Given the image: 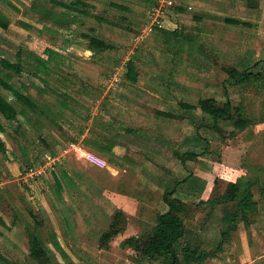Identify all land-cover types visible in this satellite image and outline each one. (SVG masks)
<instances>
[{"label": "rangeland", "instance_id": "374dc122", "mask_svg": "<svg viewBox=\"0 0 264 264\" xmlns=\"http://www.w3.org/2000/svg\"><path fill=\"white\" fill-rule=\"evenodd\" d=\"M73 1L9 0L7 4L0 0V15L8 22L3 26L0 21V56L15 61L21 49L23 67L21 77L1 68L0 74L17 85L22 80L36 102L31 110L13 100L18 112L15 120L0 115V264H139V254L121 251L119 241L111 244L114 239L106 232L129 226L142 231L138 239L150 236L157 213L167 207L162 195L175 180L184 182L176 190L191 196L182 200L179 213L185 232L175 245L177 264L250 260L264 264V200L258 185L251 189L259 201V220L247 225L237 222L226 244L217 250L222 229L229 227L222 216L232 207L219 203L225 184L218 176L232 173L226 167H248L258 169L259 181L264 183V82L231 86L224 82V68L263 60L254 72L264 70L261 48L218 42L224 21L211 18L201 25L199 18L188 13L173 19L168 4L162 7V21L164 25L175 22L178 36L164 35L153 26L147 33L144 27L151 24V9L159 0H81L87 6L77 8L85 12L62 6ZM226 24V29H234ZM84 35L104 39L111 48L86 56L88 37ZM137 36L141 38L135 43ZM47 48L60 53L62 63L45 84L33 76L27 54L46 57ZM128 53L136 66L134 82L125 77L127 67L120 68ZM115 74L119 79L111 85ZM225 91L253 119L250 127L234 131L222 121L218 125L224 133L207 127L211 119L200 111L198 101L212 97L222 102ZM180 102L195 107L186 108ZM159 110L169 116L156 114ZM133 128L145 129L148 151L124 147L116 150V160L129 155L132 163H141L139 167L125 171L84 159L85 138L124 144L122 133ZM127 137L137 142L132 135ZM198 137L201 141L196 143ZM204 139L211 152L186 155L200 152ZM156 149L160 155L153 153ZM176 153H184L183 165ZM97 156L106 163L111 159L108 152ZM51 158L53 167L47 165ZM146 160L168 167L147 165ZM29 168L43 172L25 178L24 170ZM207 171V177H216L205 190L213 203L197 200L205 189L199 177ZM54 176L61 184L59 191ZM84 237L90 242L85 251L77 247ZM59 243L69 250H57ZM201 252L215 255L202 262L190 260ZM128 255L136 261L127 260ZM143 260L144 264L162 263L159 258Z\"/></svg>", "mask_w": 264, "mask_h": 264}, {"label": "trees", "instance_id": "16d2710c", "mask_svg": "<svg viewBox=\"0 0 264 264\" xmlns=\"http://www.w3.org/2000/svg\"><path fill=\"white\" fill-rule=\"evenodd\" d=\"M1 1L7 4L9 3V0ZM146 1L150 2L149 0ZM79 5L87 6L81 0H74L72 3L68 5L63 4L62 6L66 8H75L74 10L78 12H85L77 8ZM0 21L3 26H6L8 24L7 20L4 19L1 15ZM161 32H163V34L165 35H173V37L178 36L177 31L161 30ZM85 37H88L87 47L93 52V54L111 48L108 42L104 39H98L94 36ZM21 53V49H18L16 51L17 59L15 61H10L5 57L0 56V68L12 73L17 77H21L23 71V67L19 61ZM44 54L46 55V57H42L35 53L29 52L27 54V64L32 69L33 76L37 77L43 83L47 84L46 78L56 73V67L62 63V57L60 53L51 48L45 49ZM133 62L134 61L132 58L127 61V72L125 74V77L129 81L134 82L137 79V72L136 66ZM261 62H263V60H258L256 62L251 63L244 62L241 66L230 65L225 67L224 71L226 73V77L224 79V82L231 86L244 85L250 81L260 82L258 80H263L264 82V70L254 72V69H258V66L261 65ZM19 82V85L11 83L0 74V115L8 121L15 120L17 118L18 112L15 108L13 100H17L23 103L31 110L34 108V104H36L33 96L27 92L28 85H26L22 80H19ZM37 104L40 105V103L38 102ZM181 104L183 106H186V108L195 107L192 104ZM197 106L199 107L202 113L207 114L211 119V123L207 125V127L210 129H214L217 132H223V129L218 125L219 121L230 123L234 128V131H240L242 129L248 128L250 125L253 124V119H251L250 116L246 115L242 104L239 106L234 105L230 98L227 96V94L224 101L222 102L212 97L202 98L198 101ZM46 110L47 112L52 114L49 108H46ZM24 115L26 116V118L28 117L27 114ZM52 117H54V115H52ZM28 119L30 118L28 117ZM0 129H3L1 125ZM195 141L196 143L201 141V137L195 138ZM204 142L205 146H203L200 152L196 153L194 151H187L186 155L189 154L193 157V155L198 156L200 154L211 152L209 141L204 139ZM83 143L86 146L96 148L98 150H111V146L107 145L105 143V140L103 141L96 137L85 138L83 140ZM0 150H3V143L1 141ZM183 154L184 153H176L181 164H184ZM62 175L64 174L62 173ZM54 179L55 186L59 191L61 189V184L55 176ZM180 181H176L171 189L165 190V192L163 193L162 200L167 205V210L161 213H157L156 227L151 233V235L149 236V234H147L141 239H138L139 237L130 236L121 242L123 246L128 245L132 247L138 252L137 254H139V256L143 258H159L162 262L161 264H177L178 251L176 250L175 245L177 241H179V239L183 237L185 232L184 222L179 215V213L183 211V201L181 198L173 197V194L176 190V186ZM251 187V184H245L242 182V179H237L235 182H229L225 187L224 191L219 194V203L232 204V207L231 209L225 211V214L222 217L223 222H226L227 224L229 223V227H225L224 229H222L221 239L217 245V250H219L221 246H223V244L226 242L229 233L236 229L237 222L243 221L244 224L247 225L252 220L251 218H253V215L256 210V203L252 198L253 193L251 191ZM260 195L264 196V189H261V187ZM212 200L213 199L210 198L206 201H203V203H213ZM120 231H122V229L115 231L111 230L107 231L106 234H110V236L113 237ZM106 234H103V236H105ZM35 247L38 250L37 243H35ZM182 248L183 251L187 250V248L185 247ZM214 255L215 254L211 252H201L200 254H193V256H189L191 257L190 260L192 261L202 262L205 258L214 257ZM186 258L188 257L186 256Z\"/></svg>", "mask_w": 264, "mask_h": 264}, {"label": "crops", "instance_id": "0c3cea01", "mask_svg": "<svg viewBox=\"0 0 264 264\" xmlns=\"http://www.w3.org/2000/svg\"><path fill=\"white\" fill-rule=\"evenodd\" d=\"M169 6H170V8L172 7V9H173V11H172L173 16H174L173 19H175L179 16H183L184 13L185 14L186 13L193 14V17H195L196 19L199 18L198 20H199V23H201V25L204 24L205 20H209L211 18L221 19L222 21H224V25H223L224 30L218 32V34H217L218 42L225 43V44L226 43L227 44L233 43V47L243 46L246 43H249L252 47L253 46L254 47L259 46V48H261V52L263 54L262 57L264 58V47L261 46L262 44L264 45V37H261V36H264V0H170ZM162 15H163V13H162ZM225 23H227L226 25H229V26H231V28L233 27L234 29H226ZM169 26H171L172 29ZM144 28L147 30V33L151 29H154V28L157 30L177 31L176 29L173 30V28H176L175 22H172L170 20L168 23H166L165 25L163 24V26L159 27V28L158 27H154V28L151 27L150 28L148 26H145ZM245 30H247V31H245ZM161 33L163 34V32H161ZM171 36H173V35H171ZM210 36H211V34H210ZM248 37L250 39L246 40V38H248ZM140 38L141 37L139 36V38L137 40L134 39L135 43L138 42L140 40ZM262 49H263V51H262ZM83 54H85L86 56H92L93 52L91 50H89L87 47V48H84ZM131 58L132 57L131 56L129 57V53H128L125 60L122 62L120 68L122 69L124 66H126L127 61H129ZM242 59H244V58H242ZM156 114L161 115V116H169L167 113H165V112L162 113V111H160V110L156 111ZM128 131H129V132H127L128 134L122 133V135L125 136L124 141H122L124 144H116L114 142L111 143L106 139L105 143L107 145L111 146L110 151L98 150L96 148H92V147L87 146L88 152H91L93 154L96 153L95 155L98 154L100 156H105V152H108L109 157H111V159H108L107 163L103 159L106 167H113V169L115 167H124L125 171H128V167H139V164H141V163H132V159H130L128 157L129 155H127V156H124L125 154L120 155V157H121L120 161L116 160L119 156V154L117 153L116 150H119V149L123 150V149H125L124 147L133 148L134 150L144 149L145 151H148V139H147V136L143 135V132L145 131V129L133 128V129H128ZM128 135H132V137L135 138L134 141H137V142H131V139L129 140V137H127ZM96 138H98V137H96ZM157 149L153 150V153H157L160 155L159 150H157ZM145 159H147V158H145ZM203 159H204V157H203ZM119 162H121L122 165ZM131 163H132V165H131ZM145 163L147 165L152 164L154 167H168V164H166V165L163 164V166H162V163H159V161H157V160H155L154 162H149L146 160ZM240 168L243 169L244 171H241V170L239 171ZM212 169H214V168H212ZM225 169H227L228 172L232 171V173H230V174L224 173L223 174L224 177L218 176V179L220 181L224 182L225 187L227 186V184L229 182H235L237 179H239V180L242 179V182L245 184L249 183L252 185V187H253V185H258L259 187H261V189H264V183L259 181L260 180L259 174H257L258 169H249L248 167H239L238 169H236L235 167H226ZM253 171H254V175L250 174ZM208 173H209V171L202 173V176L198 175V176H200L199 178L202 179L201 183L203 185H205V189L202 192L203 195L200 197V199L197 198V200L206 201V200L210 199V198H207L205 196V190L210 188L211 183L213 185V181L216 177L212 180L211 178L207 177ZM220 174H222V173L220 172ZM225 174L228 176V178H226ZM189 178H190V175L189 176L187 175L186 180H190ZM176 181H179V180H175L173 183H171L172 184L171 187L174 186ZM183 183H181V182L178 183L176 186V189H178L180 187V185ZM163 187H165V188L168 187V183L163 185ZM225 187H224V189H225ZM251 191H252V189H251ZM173 196H178L182 200H185L184 199L185 197H191L187 193H182L179 190H175ZM260 197H261V200H264V196H260ZM252 198L256 203V210H255V213L253 215V218H251L252 220L250 221V223L252 221H255V223H256V221L259 220V215L261 212L259 210V201L254 199V196ZM129 202H131V201H129ZM160 203H161V201H160ZM162 208H163V212L165 210H167V207H162ZM254 216H255V218H254ZM252 223H254V222H252ZM98 229H102L101 226L100 227L98 226ZM95 232L97 234L99 233L98 230ZM140 232H142V231H140L139 229L133 230V229H131V227L128 226V227L124 228L122 231H120L119 233L115 234L113 236L114 240L110 241V243L116 244V241L118 240L120 243L118 242L117 244L121 245L119 247V248H121V251H127V252L134 254L136 256L138 253L136 250H134L132 247H130L128 245L123 246L121 244V242L130 236L138 237ZM93 235L96 236V234H94V233H93ZM231 235H232V232L229 233L228 239L230 238ZM117 238H119V239H117ZM80 241H81V244L77 245V247L80 248V246H81L80 249L85 251L87 249V246L89 245V244L87 245L88 240L84 237ZM227 241L228 240H226V242ZM226 242L223 244V246L226 244ZM88 243H90V242H88ZM58 245L59 246H57V250H59V251L60 250L61 251H63V250L68 251L69 250V247L66 245L63 246L60 243ZM98 247H100V245ZM104 251H110V250H108V248L107 249L105 248ZM244 252L245 253L247 252V247H245ZM126 258H127V260L130 259L133 262L136 261L129 255ZM138 258H139V262H136V263L144 264L145 260H143V257L138 256ZM251 263H252V260H250L248 263H244V264H251Z\"/></svg>", "mask_w": 264, "mask_h": 264}, {"label": "built area", "instance_id": "2783aa9c", "mask_svg": "<svg viewBox=\"0 0 264 264\" xmlns=\"http://www.w3.org/2000/svg\"><path fill=\"white\" fill-rule=\"evenodd\" d=\"M160 2V3H159ZM159 2H155L156 4L153 5L151 11V24L148 25V27L151 28V26L153 27H162L163 26V21H162V7L164 6V4H168L170 5V0H159ZM139 37H136L135 39L137 40ZM119 79L118 75H114L111 81V85L114 84V82H117ZM84 159L87 162H90L94 165L97 166H103L105 164V162L103 161V159H101L100 157H98L97 155L91 153V152H86L84 155ZM55 164V159L51 158L50 161L47 163V165L49 167H53V165ZM43 172V169H40L38 171H33L31 168L27 169L25 171V178H32L35 174H41Z\"/></svg>", "mask_w": 264, "mask_h": 264}]
</instances>
